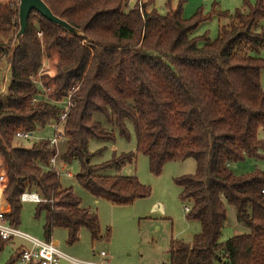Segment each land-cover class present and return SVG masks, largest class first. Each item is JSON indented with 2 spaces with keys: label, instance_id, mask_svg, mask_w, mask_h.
Here are the masks:
<instances>
[{
  "label": "trees",
  "instance_id": "trees-1",
  "mask_svg": "<svg viewBox=\"0 0 264 264\" xmlns=\"http://www.w3.org/2000/svg\"><path fill=\"white\" fill-rule=\"evenodd\" d=\"M53 14L81 31L75 37L37 12L28 19L20 46V0H0V55L10 68L7 99L0 101V169L8 177L4 196L8 221L20 227L23 195L36 193V218L45 215L44 234L66 229L70 245L82 229L100 239V221L81 208L72 189H64L51 161L58 156L50 140L31 148L14 146L17 133L33 135L60 122L61 104L72 107L64 126L65 164L77 161L78 183L96 198L127 206L151 196L136 177H107L133 163L135 153L93 166L89 143L115 142L117 130L149 158L152 173L172 162L195 159L194 175L176 179L182 201L192 204L187 218L202 232L188 245L172 240L168 264H264V172L236 176L231 164L264 159V0L245 3L212 41L193 35L210 18L202 12L184 18L185 1L161 16L154 0L126 11L129 0H43ZM142 3V4H141ZM151 8V10H149ZM42 34L41 37L39 35ZM47 66L45 70L43 68ZM39 77L46 101H36ZM105 118L107 130L94 116ZM225 202L248 234L221 243L228 218ZM8 242H0V255ZM18 250L8 264H17Z\"/></svg>",
  "mask_w": 264,
  "mask_h": 264
},
{
  "label": "rangeland",
  "instance_id": "rangeland-1",
  "mask_svg": "<svg viewBox=\"0 0 264 264\" xmlns=\"http://www.w3.org/2000/svg\"><path fill=\"white\" fill-rule=\"evenodd\" d=\"M182 0H154L155 8L161 16L169 13L168 4L171 3L173 10L177 9ZM184 18L192 19L202 12L207 22L201 24L193 35L202 37L207 35L212 41L219 36L220 28L228 24L227 20L218 17L220 13L233 15L237 10H243L245 3L255 4L256 0H184ZM150 0H143L145 4ZM126 11L131 10L138 3L137 0H129ZM141 3V4H142ZM151 10V8H149ZM42 34L39 35L41 37ZM264 59V52L261 54ZM46 65L43 70L46 69ZM40 95L36 101H46L44 89L40 84L39 77L34 79ZM10 83V68L0 55V101L7 99V89ZM262 86L264 88V73L262 74ZM63 110L67 108V102L61 104ZM96 122L101 123L107 130L113 129L107 125L105 118L96 114ZM60 123V122H59ZM57 123V124H59ZM55 122L50 123L44 129L38 130L30 139L15 138L14 146L18 148H31L41 140H53L58 138ZM60 133L64 134V127L59 126ZM130 139L120 136L117 130L115 142L92 140L89 143V152L92 154L90 163L93 166L110 162L115 156L135 153L133 163L124 166L120 171L110 170L102 175L107 177H136L149 187L151 196L138 200L127 206H117L103 198H96L86 191L77 181L80 173V164L77 161L65 164L62 157L67 151L65 137L59 139L57 144L56 172L60 176L61 185L64 189H72L76 198L81 201V208L96 216L100 221V239L94 241L92 234L87 229H82L79 241L73 245L68 243L69 234L66 229H56L51 238L55 248L78 261L107 262L110 264H168L169 250L172 240L192 244L194 237L202 232L199 221L189 220L186 208L192 209V204L182 201V188L176 179L194 175L197 169L195 159L172 162L166 164L159 174L152 173L149 158L137 152L136 136L133 126L129 123ZM263 157V156H261ZM52 167V165H51ZM53 169V167H52ZM1 170V169H0ZM236 176L252 175L256 171L264 172V159L247 158L245 161L236 163L232 167ZM228 218L223 230L220 242L224 243L234 236L249 233V229L238 224L236 211L226 202ZM38 204L23 202L21 225L19 229L34 238L46 240L44 234L45 215L36 218ZM16 242V247L23 245ZM14 248L8 244L0 255V264H8L12 258ZM106 253L107 258H101V253ZM21 264V263H17ZM60 264H69L62 261Z\"/></svg>",
  "mask_w": 264,
  "mask_h": 264
},
{
  "label": "built area",
  "instance_id": "built-area-1",
  "mask_svg": "<svg viewBox=\"0 0 264 264\" xmlns=\"http://www.w3.org/2000/svg\"><path fill=\"white\" fill-rule=\"evenodd\" d=\"M128 5H130L128 1ZM72 107L71 100L67 101V108L66 112H64L60 116V123L52 125L56 128L57 134L59 135L58 138H54L50 140L51 147H57L59 139L64 137L63 133H60L59 126H65L67 117H68V110ZM16 138L18 139H30L32 135L25 134L22 132L17 133ZM260 155L264 157V148L260 150ZM51 165L54 170H56V158L52 159ZM8 185V177L4 170H0V242H14V241H21L25 243L26 246H22V257L20 259L21 264H60L62 261H66L69 264H110L105 261L97 262V261H89L83 262L78 261L70 256L64 254L62 251L58 250L54 247V245L47 240H41L32 237L31 235L22 232L18 227H14L8 221L7 215L10 212V207L7 203V200L4 196V192ZM264 194V191L262 192ZM22 203L31 202L36 204H41L43 199L36 193H27L23 195L21 199ZM190 208H186V212L190 213ZM101 258H107L106 253H101Z\"/></svg>",
  "mask_w": 264,
  "mask_h": 264
},
{
  "label": "water",
  "instance_id": "water-1",
  "mask_svg": "<svg viewBox=\"0 0 264 264\" xmlns=\"http://www.w3.org/2000/svg\"><path fill=\"white\" fill-rule=\"evenodd\" d=\"M32 12L39 13L42 17H44L49 22L63 28L69 34L84 38L83 33L76 28L72 27L67 22L61 20L57 16L53 14L51 9L47 6V4L43 0H20L19 5V32L16 35L14 42V49H17L20 46L22 38L25 36L27 28H28V19Z\"/></svg>",
  "mask_w": 264,
  "mask_h": 264
},
{
  "label": "crops",
  "instance_id": "crops-1",
  "mask_svg": "<svg viewBox=\"0 0 264 264\" xmlns=\"http://www.w3.org/2000/svg\"><path fill=\"white\" fill-rule=\"evenodd\" d=\"M259 140L261 141V142H264V131L263 130H261L260 132H259ZM236 165V164H235ZM234 166V164H231L230 166H229V169L233 172V170H232V167ZM234 173V172H233ZM10 209V208H9ZM237 220V219H236ZM54 234V233H53ZM16 242H21V241H14V242H11V243H9V244H11V246L14 248V252H13V254L12 255H14L18 250H20L21 248H22V246H26L25 245V243L23 244V245H21V246H19L18 248L16 247ZM51 242V241H50ZM23 243V242H22ZM186 244H188V243H186ZM188 245H191V243L190 244H188ZM20 263V262H19Z\"/></svg>",
  "mask_w": 264,
  "mask_h": 264
}]
</instances>
